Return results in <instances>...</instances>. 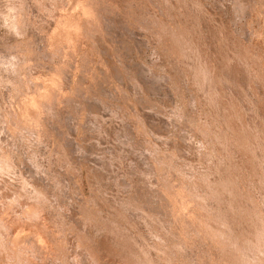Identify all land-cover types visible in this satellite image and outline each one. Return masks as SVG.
Returning a JSON list of instances; mask_svg holds the SVG:
<instances>
[{
  "label": "rangeland",
  "instance_id": "1",
  "mask_svg": "<svg viewBox=\"0 0 264 264\" xmlns=\"http://www.w3.org/2000/svg\"><path fill=\"white\" fill-rule=\"evenodd\" d=\"M0 264H264V0H0Z\"/></svg>",
  "mask_w": 264,
  "mask_h": 264
}]
</instances>
